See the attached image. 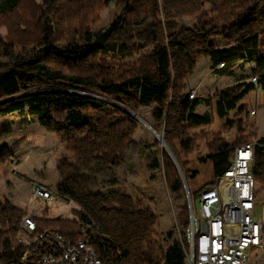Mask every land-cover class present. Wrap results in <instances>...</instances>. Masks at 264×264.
Here are the masks:
<instances>
[{"label":"trees","instance_id":"16d2710c","mask_svg":"<svg viewBox=\"0 0 264 264\" xmlns=\"http://www.w3.org/2000/svg\"><path fill=\"white\" fill-rule=\"evenodd\" d=\"M111 2L116 13L106 28H97ZM145 20L150 26L141 41L111 40L117 31ZM213 38L223 43L213 45ZM28 49L30 55L15 56ZM2 58L14 61L0 70V118L16 115L24 127L50 126L70 150L72 141L83 136L91 157L110 169L122 163L134 143L137 118L147 123L141 110L150 108V127L177 164L162 150L154 167L161 169L167 192L183 200L163 245L153 239L156 215L140 209L130 224L127 211L85 187L79 193L99 206L102 232L84 211H73L75 219L47 218L44 211L33 217L29 240L46 232L71 245L84 242L102 264H186L184 183L197 176L187 159L203 141L206 154L200 162L211 164L213 184L234 149L252 139V128L240 119L248 108L237 104L252 91H264V0H172L169 6L160 0H0V69ZM204 58L214 74L234 77L231 85L214 91L215 103L210 97L191 99L187 92L188 79ZM239 63L251 64L250 74L236 75ZM201 105L206 110L196 113ZM213 107L219 119H226L218 133L205 131L214 123ZM231 112L234 121L227 119ZM234 127L236 137L228 142L223 132ZM259 143L264 145V137ZM65 167L63 160L64 173ZM262 169L264 148H256L253 174L264 189ZM204 189L192 192L191 200ZM26 213L8 202L0 206V264H43L45 255L59 257L54 239L29 248L19 241Z\"/></svg>","mask_w":264,"mask_h":264},{"label":"rangeland","instance_id":"374dc122","mask_svg":"<svg viewBox=\"0 0 264 264\" xmlns=\"http://www.w3.org/2000/svg\"><path fill=\"white\" fill-rule=\"evenodd\" d=\"M36 1V0H35ZM172 0H160L161 4L169 6ZM39 2V0H37ZM111 2L101 14V22L97 28H106L111 22L116 9ZM182 21L189 26H194V21L183 17ZM150 21L145 20L140 26L125 27L111 36V40L131 43L141 41V33L147 30ZM4 34V29L1 30ZM211 44H222L220 38L211 39ZM32 53V49L16 52V57H26ZM14 60L1 59L4 70ZM251 64L239 63L235 66L236 75L250 74ZM234 82V77H220L214 74L207 58L201 59L193 75L188 79L187 92L195 97L211 98L214 102L213 93ZM254 96L250 101V95L243 98L237 106L246 103L247 112L240 119L247 128H252V139L264 137V91L251 94ZM255 114L252 115V110ZM206 107L199 106L196 113H202ZM147 123L137 118L139 128L134 136V143L129 145L123 155L122 163L118 168L110 169L107 165L96 161L91 157L87 148L85 137L74 139L72 149H67L65 142L58 140L53 128L40 126L37 123L24 127L16 115L0 118V206L7 201L25 210L27 215L33 217L44 216L47 218L75 219L73 211H84L95 222L99 231L102 232L99 206L86 200L80 193L79 188L85 187L91 193H97L103 202L111 203L130 214L128 222L135 223V213L138 210H148L158 217V224L153 231V239L161 245L166 234L177 222L180 212L179 206L183 200H176L166 190L162 172L159 167H154V162L160 157L164 148L158 141L155 132L150 127L153 122L150 108L140 112ZM231 112L227 119L234 121ZM214 121L213 125L206 128L207 132L221 131V124L226 119ZM257 123V126H256ZM221 125V126H220ZM235 127L230 131L223 132L227 141H232L236 136ZM198 131L195 130V133ZM259 133L256 134V133ZM250 135V133H248ZM159 136V135H158ZM250 139V138H249ZM251 140V139H250ZM158 146H155L157 144ZM168 154V153H167ZM204 142L199 141L197 148L188 157L190 169L197 172V176L188 182L186 192L197 191L200 187L211 184L213 179L212 166L210 163H201L200 159L205 156ZM65 160L66 172H63L62 161ZM177 166L176 162H174ZM264 169L261 170V172ZM47 189L53 200L46 203L39 199H33L30 193L31 184ZM255 192L261 200L260 211L264 207V189L256 179L254 180ZM187 204V203H186ZM259 214V211H256ZM133 214V215H132ZM167 240V238H166ZM248 264H264V242L261 249H257L249 256Z\"/></svg>","mask_w":264,"mask_h":264},{"label":"built area","instance_id":"2783aa9c","mask_svg":"<svg viewBox=\"0 0 264 264\" xmlns=\"http://www.w3.org/2000/svg\"><path fill=\"white\" fill-rule=\"evenodd\" d=\"M252 82L255 83V80ZM190 98H195L193 93ZM251 112L255 114L254 109ZM256 148H264L257 138L235 148L227 169L215 183L207 185L197 199L191 200L186 192V264H248L250 254L261 249L264 242V207L260 211L254 188ZM30 193L33 199L46 203L53 200L47 189L35 183L31 184ZM21 227L25 234L19 237V241L28 248L32 244H41L45 239L55 240L60 255L58 258L52 254L43 256V264H102L97 253L84 242L71 245L61 237L46 232L29 240L28 234L35 229L31 215L22 218ZM175 228V235L179 237ZM27 255L28 251L23 259Z\"/></svg>","mask_w":264,"mask_h":264},{"label":"crops","instance_id":"0c3cea01","mask_svg":"<svg viewBox=\"0 0 264 264\" xmlns=\"http://www.w3.org/2000/svg\"><path fill=\"white\" fill-rule=\"evenodd\" d=\"M37 1V0H36ZM40 1V0H39ZM220 77H222V76H220ZM226 77V76H225ZM254 92H257V91H252V92H250L247 96H249L250 95V101L252 102L253 101V99H254V96L252 95V97H251V94H253ZM213 103H215V101L213 102ZM244 104H246V103H243V104H241V105H244ZM241 105H239V106H241ZM213 112H214V121L216 122L217 120L218 121H220V122H222V120L221 119H219L217 116H216V114H215V107H213ZM240 118H242V117H240ZM223 124V123H222ZM221 124V125H222ZM220 125V126H221ZM256 126H257V123H256ZM220 132V131H219ZM215 133H218V132H215ZM235 133H236V130H235ZM256 134H258L259 135V133L257 132ZM223 137H224V135H223ZM236 137V136H235ZM234 137V138H235ZM234 140V139H233ZM232 140V141H233ZM232 141H230V142H232ZM229 142V141H228ZM257 193V192H256ZM257 201H258V203H259V206H260V204H261V200H259V198H258V196H257ZM8 203H10V204H12V205H14L15 207H17V208H19L20 209V207L19 206H17V205H15V204H13L12 202H9V201H7Z\"/></svg>","mask_w":264,"mask_h":264},{"label":"water","instance_id":"95a60500","mask_svg":"<svg viewBox=\"0 0 264 264\" xmlns=\"http://www.w3.org/2000/svg\"><path fill=\"white\" fill-rule=\"evenodd\" d=\"M155 135L157 136L158 141L160 142L161 146L164 148V150L168 153V155H169V156L172 158V160L175 162V160H174V158H173L171 152L169 151V149H168V148L165 146V144L163 143L162 138H161L160 136H158L156 133H155Z\"/></svg>","mask_w":264,"mask_h":264}]
</instances>
